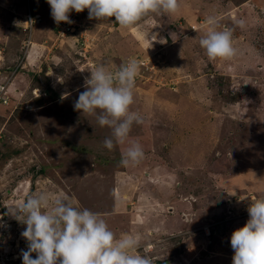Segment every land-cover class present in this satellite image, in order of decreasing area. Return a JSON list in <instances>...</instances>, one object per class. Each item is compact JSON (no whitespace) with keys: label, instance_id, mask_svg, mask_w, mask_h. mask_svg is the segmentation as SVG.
<instances>
[{"label":"rangeland","instance_id":"obj_1","mask_svg":"<svg viewBox=\"0 0 264 264\" xmlns=\"http://www.w3.org/2000/svg\"><path fill=\"white\" fill-rule=\"evenodd\" d=\"M179 5L128 28L85 9L62 35L47 0H0V264H23L28 247L3 232L8 208L41 192L98 213L116 239L137 237L153 264H232L231 234L264 196V0ZM29 11L39 22L28 32ZM209 16L233 29V58L209 59L200 46ZM130 58V110L143 123L108 150L112 130L74 103L96 66L115 72ZM133 142L144 159L124 167Z\"/></svg>","mask_w":264,"mask_h":264},{"label":"clouds","instance_id":"obj_2","mask_svg":"<svg viewBox=\"0 0 264 264\" xmlns=\"http://www.w3.org/2000/svg\"><path fill=\"white\" fill-rule=\"evenodd\" d=\"M53 20L59 24L73 23L69 14L88 10L89 19L115 18L121 27L128 28L149 13H176L179 0H47ZM209 30L200 39L209 59H231L236 55L233 29L218 30L214 16L206 18ZM245 27L243 19L238 21ZM139 73L138 61L130 58L115 72L98 65L85 79V90L79 94L74 109L95 115L98 124L112 130L103 145L112 150L124 144L134 123L142 117L130 110L134 103L135 80ZM47 75H54L49 69ZM57 81L63 83V80ZM99 110V111H98ZM145 153L138 142H133L122 154L120 164L136 166ZM249 219L230 237L234 251L232 264H264V196L252 200L247 208ZM6 215L26 225L21 233L28 242L22 251L23 264H153L150 257L138 254L139 241L133 235L116 239L106 221L89 209L80 210L68 196L54 200L45 192L29 195L23 203L8 208ZM36 253V257H32Z\"/></svg>","mask_w":264,"mask_h":264},{"label":"built area","instance_id":"obj_3","mask_svg":"<svg viewBox=\"0 0 264 264\" xmlns=\"http://www.w3.org/2000/svg\"><path fill=\"white\" fill-rule=\"evenodd\" d=\"M27 10H30V9L28 8ZM30 13H31L30 11L28 13H26L25 20H24V23L26 24L25 29L28 32H29L30 29H32V26L35 23L39 22V15L38 14H33L32 15ZM79 14H77V12L70 13L69 14V17L73 21V23L68 24V23H65V22H61V25L58 26V29L56 30L57 33L64 35V34H67L68 32L72 33L76 28H78V22H79L78 21V16H79ZM0 89H2V87H0ZM1 101L4 104L6 103V100L5 99H2L1 98ZM2 217H3V212H2V210H0V222L1 223H3ZM4 221H6V222L8 221L3 226V232L4 233L14 232V233H17L18 235H21V233L26 229V225L23 224V223H20L14 217L13 218L6 219ZM25 249L26 248L24 247L21 251H24Z\"/></svg>","mask_w":264,"mask_h":264},{"label":"bare ground","instance_id":"obj_4","mask_svg":"<svg viewBox=\"0 0 264 264\" xmlns=\"http://www.w3.org/2000/svg\"><path fill=\"white\" fill-rule=\"evenodd\" d=\"M31 49V48H30ZM35 51V50H34ZM30 53H32V52H30ZM29 61H32V57L30 56V59L28 60V62ZM34 61V60H33ZM33 61H32V63H33ZM31 63V62H30Z\"/></svg>","mask_w":264,"mask_h":264},{"label":"trees","instance_id":"obj_5","mask_svg":"<svg viewBox=\"0 0 264 264\" xmlns=\"http://www.w3.org/2000/svg\"><path fill=\"white\" fill-rule=\"evenodd\" d=\"M37 97V96H36ZM25 251H27V249L25 250ZM22 254L20 253V256H21Z\"/></svg>","mask_w":264,"mask_h":264}]
</instances>
